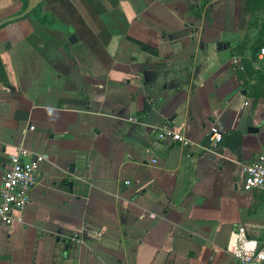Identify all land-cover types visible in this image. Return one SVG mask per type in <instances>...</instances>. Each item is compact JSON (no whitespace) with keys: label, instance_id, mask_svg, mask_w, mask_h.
Listing matches in <instances>:
<instances>
[{"label":"crops","instance_id":"crops-1","mask_svg":"<svg viewBox=\"0 0 264 264\" xmlns=\"http://www.w3.org/2000/svg\"><path fill=\"white\" fill-rule=\"evenodd\" d=\"M26 1L0 0V20ZM248 2L118 0L96 15L54 0L0 26V190L18 147L44 158L0 225V264H238L240 226L264 241V192L242 187L264 153V56L246 74L233 62L264 48V0L254 21ZM70 4L97 43L75 35ZM163 125L189 145L158 140ZM211 125L223 137L208 152Z\"/></svg>","mask_w":264,"mask_h":264},{"label":"built area","instance_id":"built-area-1","mask_svg":"<svg viewBox=\"0 0 264 264\" xmlns=\"http://www.w3.org/2000/svg\"><path fill=\"white\" fill-rule=\"evenodd\" d=\"M260 54L264 56V48L260 49ZM233 62L236 69H243L237 59ZM128 121L139 123L136 117H128ZM153 131L158 140L178 142L184 147L189 145L186 137L173 131L169 126L154 127ZM222 137L221 130L211 125L209 145L205 147V151H213L221 142ZM43 159L41 154L31 153L23 146L18 147L16 153L10 156L8 166L3 173L0 190V225H9L13 221V214L20 211L28 202L29 192L36 182L38 166ZM155 161L156 159H152V162ZM242 173L244 190L259 189L264 192V153H259L249 162L243 163ZM125 183L128 184L130 181ZM233 237L236 246L230 252L235 255L238 264H264V241L260 243L249 238L243 226L233 233ZM72 239L79 240L77 236H73Z\"/></svg>","mask_w":264,"mask_h":264},{"label":"trees","instance_id":"trees-1","mask_svg":"<svg viewBox=\"0 0 264 264\" xmlns=\"http://www.w3.org/2000/svg\"><path fill=\"white\" fill-rule=\"evenodd\" d=\"M85 1L88 3L91 11H93V13L96 15L102 14V13L110 11V10L117 9V7L119 5L118 0H85ZM262 1L263 0H249L248 11L253 14V17H254V11L262 3ZM52 2H54V0H45L44 2L40 3L35 9H33L30 14H33V15L37 14L41 10V8L44 4H50ZM26 4H27V1L25 3L24 7L26 6ZM24 7H23V9H24ZM30 14H28V15H30ZM67 19H68L69 23L72 24L74 31H75V35L78 37L79 40L84 41V42H89V43H92V41L94 43L98 42L95 35L91 31V29H89L86 22L82 18V16L77 12L76 8L72 4H70L67 7ZM136 42L140 45V47L143 50L148 51V52L153 53V54L157 53V50L154 47H151V46H149L145 43H142L140 41H136ZM262 44L257 46V48H256L257 51L260 50V48L263 46ZM256 50L253 51V55L256 53ZM241 64L244 68V71L246 72L247 67H248L247 62L243 59L241 61ZM240 73L242 75V71ZM257 94L264 95V93H262L260 91H257Z\"/></svg>","mask_w":264,"mask_h":264},{"label":"water","instance_id":"water-1","mask_svg":"<svg viewBox=\"0 0 264 264\" xmlns=\"http://www.w3.org/2000/svg\"><path fill=\"white\" fill-rule=\"evenodd\" d=\"M44 0H28L26 6L24 9H22L19 13L5 17L0 20V26L15 21L19 20L21 18L26 17L28 14L32 12L33 9H35L40 3H42ZM68 41L70 43H75L77 41V37L74 34H71L68 38ZM224 46L223 43H218V47ZM253 128L256 130L254 127H250L249 130Z\"/></svg>","mask_w":264,"mask_h":264},{"label":"rangeland","instance_id":"rangeland-1","mask_svg":"<svg viewBox=\"0 0 264 264\" xmlns=\"http://www.w3.org/2000/svg\"><path fill=\"white\" fill-rule=\"evenodd\" d=\"M255 19H254V17H253V21H254ZM260 44H262V42H257V41H254V44H253V49H252V51H251V56L248 58V61H246L247 62V64L248 65H252V63L256 60V55H253V51H255V49L257 48V46L258 45H260ZM263 47V46H262ZM261 47V48H262ZM260 48V49H261ZM247 72H245V74H246ZM260 73L262 74V76H261V78L257 81V83L255 84V85H253V87H254V89L256 90V91H260V92H262V93H264V73L260 70Z\"/></svg>","mask_w":264,"mask_h":264}]
</instances>
